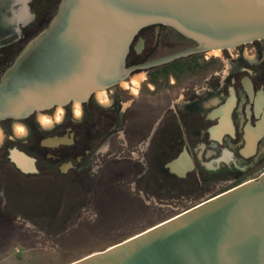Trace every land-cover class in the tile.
Instances as JSON below:
<instances>
[{
	"label": "flooded vegetation",
	"instance_id": "af4514ba",
	"mask_svg": "<svg viewBox=\"0 0 264 264\" xmlns=\"http://www.w3.org/2000/svg\"><path fill=\"white\" fill-rule=\"evenodd\" d=\"M15 2L0 0V76L59 3L50 15L56 0H28L27 17ZM195 45L171 27L148 25L131 44L128 76L104 94L0 122L1 203H12L9 176L68 185L79 206L143 181L171 206L208 200L264 172V39L142 66Z\"/></svg>",
	"mask_w": 264,
	"mask_h": 264
},
{
	"label": "water",
	"instance_id": "95a60500",
	"mask_svg": "<svg viewBox=\"0 0 264 264\" xmlns=\"http://www.w3.org/2000/svg\"><path fill=\"white\" fill-rule=\"evenodd\" d=\"M152 24L196 45L146 68L264 39V0H59L0 76V122L85 103L116 86L131 70L135 36ZM69 264H264V172Z\"/></svg>",
	"mask_w": 264,
	"mask_h": 264
},
{
	"label": "rangeland",
	"instance_id": "374dc122",
	"mask_svg": "<svg viewBox=\"0 0 264 264\" xmlns=\"http://www.w3.org/2000/svg\"><path fill=\"white\" fill-rule=\"evenodd\" d=\"M29 31L25 42L36 32ZM9 177L12 203L5 206L0 201V264H69L135 236L206 199L204 196L196 203L164 206L159 189L151 196L155 187L149 188L147 182L141 181L136 188L125 184L107 195H92L90 203L79 206L68 185L47 178L20 181Z\"/></svg>",
	"mask_w": 264,
	"mask_h": 264
},
{
	"label": "bare ground",
	"instance_id": "6f19581e",
	"mask_svg": "<svg viewBox=\"0 0 264 264\" xmlns=\"http://www.w3.org/2000/svg\"><path fill=\"white\" fill-rule=\"evenodd\" d=\"M26 0H18V2H15V3H22L23 4V10H21L22 12H25L26 13V15H27V17H28V10L26 9V6H25V2ZM26 17V18H27ZM25 18V19H26ZM220 53H221V50H213V51H210L209 52V54H214V55H220ZM135 83H138V81H134ZM124 85H125V83H124ZM105 93V91H99L98 92V95L100 96V95H102V94H104ZM106 95V94H105ZM77 105V108H78V105L79 104H76ZM80 107V106H79ZM59 109H62V107H58ZM42 121H47V118L46 117H42ZM0 137H1V131H0ZM1 139V138H0ZM17 153V152H16ZM19 154V153H18ZM17 155V154H16ZM20 157V156H19ZM17 160V162H20V161H22L20 158L18 159H16ZM21 166H24V162H22V164H21Z\"/></svg>",
	"mask_w": 264,
	"mask_h": 264
},
{
	"label": "clouds",
	"instance_id": "9594fccd",
	"mask_svg": "<svg viewBox=\"0 0 264 264\" xmlns=\"http://www.w3.org/2000/svg\"><path fill=\"white\" fill-rule=\"evenodd\" d=\"M19 19H20V17H19V16H16V17H15V22L18 23V22H19Z\"/></svg>",
	"mask_w": 264,
	"mask_h": 264
}]
</instances>
